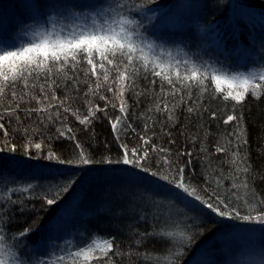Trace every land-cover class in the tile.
Returning <instances> with one entry per match:
<instances>
[{"label":"trees","instance_id":"16d2710c","mask_svg":"<svg viewBox=\"0 0 264 264\" xmlns=\"http://www.w3.org/2000/svg\"><path fill=\"white\" fill-rule=\"evenodd\" d=\"M48 1L0 0V40L15 44L28 42L32 38L29 36L31 30L40 23V15L45 13L47 6L53 7L57 3L60 6L66 5L75 12L90 6L83 0ZM178 1L156 0L143 11L154 9L148 15L163 11L162 18L168 12L173 13ZM186 1L183 8L177 12V20L185 22L187 27V42H179V49L191 56L195 50L194 46H214V49H217L222 43L226 55L220 57L222 65L217 63L219 67L223 66L222 68L230 72H247L264 66V52L261 51L264 50V21L256 19L257 15L264 13V0H198L196 3ZM133 15L142 21L141 31L145 36L158 40L164 38L168 41L173 38L170 32L161 34L152 30V27L148 26V18L136 13ZM198 26L203 29L198 30ZM204 39L205 44L202 43ZM199 40L200 44L196 43ZM212 51L207 53L209 56L204 60L215 63V51ZM254 56H257L255 60ZM80 77L81 82L75 88L71 87V82H66L67 94L73 98L69 101L72 108H78L81 114H86L88 109L84 101L87 98L84 93L88 90V85L84 83L83 73H80ZM150 79L152 78L138 77L135 90L125 93L128 123L135 131H122L120 141L115 139L109 123L110 118L115 119L121 115L118 110L119 101L114 99L113 93L101 90L103 95L117 104L116 109L112 108L111 103L99 99V96L91 97L92 103L104 108L107 115L105 112H97V118L90 126L81 125L75 116L60 109L61 116H67L64 124L72 128L76 140L93 160V163L88 165L75 162L79 150L75 147V141L58 134L57 129L62 128L59 121L48 123L47 126L40 125L36 114H33L31 119H25L24 124L28 127L39 126V133L33 134L31 139L35 142L43 141V146L40 153L35 149L31 150V155L40 158L29 159L22 154L25 136L21 131H17L19 125L12 119L9 132L12 142L17 145V152L0 153V192L29 184L32 188L27 193L13 194V199L24 198L29 210L22 212L19 205L12 206L4 202L5 208L0 209V222H3V212L7 210L8 215L12 217L11 222L7 224L6 233L10 238L29 226L35 229L19 241L9 239V243L16 245V250L25 264H41L42 261L49 264L56 256L66 255L68 250L83 246L94 236L114 238V249L118 248L120 253H125L114 257L116 264H149L135 253L151 252L160 255L168 248L174 249L175 244L171 240H161L154 236L144 239L141 244L136 242L141 240V233L154 230L159 232L165 221L179 222L192 235L190 243H183V254L177 259L178 264H193L205 246L214 244L217 247L215 240L233 225H251L218 217L192 198L177 196L178 190L171 188L166 182L130 166L101 162L105 158L113 161L119 159L123 151L120 148L121 142L131 149L142 143L140 136H146L150 138L151 144L168 150L163 153L150 152V159L146 163L153 170L161 171L158 166L163 165V158H167L172 167H184L185 178L193 186L208 189L209 192L216 189L222 194L231 187L233 181L224 178L221 186L217 188L216 179L222 174L227 177L232 171V166L228 162L230 152L217 153L216 148L227 144L231 139L228 134L233 132L236 122L225 124L224 119L227 114L232 113L234 102L212 99L206 94L202 98V104L207 111L202 108L190 114L186 110L190 101L185 104L177 103L174 122L169 121L166 113L148 111L155 107L159 92V83L151 85ZM55 91L61 99L66 95L63 85ZM135 92L144 94L137 96ZM196 95L198 93L194 91V98ZM168 99L172 101L171 97ZM26 106L36 105L31 102ZM51 111L55 112L56 109ZM212 112L216 113V119L211 118ZM235 114L243 117L248 141L240 151L247 152L252 167L253 176L249 177V182L260 197L264 198V179L261 178L264 177V97L256 100L249 95L241 105H236ZM19 115L24 117L23 112ZM146 123L149 125L147 129ZM2 139L0 134V140ZM202 148L206 151H201ZM49 150L60 159L72 160L74 163L59 164L55 160L44 159ZM70 180L75 182L67 192L61 193L55 205H45L41 208L42 200L34 197L43 196L50 189L55 190L56 186H63ZM77 196L81 197V201L76 204ZM66 206H76L78 212L72 220L66 221L59 234L53 236L49 233L50 225L56 218H61ZM12 208L16 210L11 211ZM240 211L244 214L246 209L241 207ZM176 243H179V238ZM54 247L56 250H51ZM92 264H103V261H93Z\"/></svg>","mask_w":264,"mask_h":264},{"label":"snow or ice","instance_id":"6c2138e0","mask_svg":"<svg viewBox=\"0 0 264 264\" xmlns=\"http://www.w3.org/2000/svg\"><path fill=\"white\" fill-rule=\"evenodd\" d=\"M156 0H103L102 3L86 6L83 11H70L69 16L74 17L72 23L57 26L56 18L67 20L62 11L56 12V17L49 16L48 26H37L32 29V38L26 43L15 44L6 40H0V153L5 151L17 152V145L12 142L9 127L14 118L25 136L22 154L29 159H38L39 156L31 155V150L37 153L42 151L43 141L35 142L31 139L33 134L40 131L39 126L28 127L25 119H31L33 114L39 118V124L47 126L48 123L59 121L62 128L57 132L60 136L75 141V147L79 150L76 163L88 165L93 160L87 154L83 146L76 140L72 128L67 127L64 121L67 116H61L60 109L64 113L75 116L81 125L90 126L96 119L97 112H105L104 108L92 103L91 97L99 96V99L111 103L113 109L117 104L102 94L113 93L115 100L119 101L118 110L120 116L109 119L115 139L120 141L122 131L132 129L128 123V105L124 99L125 93L134 91L137 87L136 80L143 76L151 85L159 83V92L155 100V107L149 112H163L167 119L174 122V111L177 103L185 104L188 113L198 112L203 108L202 98L207 94L212 99H222L224 102H234L232 113L227 114L224 123L235 121L233 132L229 133L231 139L225 145L216 148L217 153L230 152L229 164L232 171L227 177L223 174L216 179L217 188L221 186L224 178L231 179V187L220 193L216 189L211 192L208 189H200L187 182L184 175V167H172L171 161L163 158L162 170L150 168L146 161L150 159V152H167L165 148H158L151 144L150 138L140 136L142 143L129 148L121 142L123 150L119 159L113 161L105 158L102 163L123 164L146 173L152 178L166 182L177 191L176 195L183 198H192L199 202L210 212L218 217L230 220H239L245 223L264 225V198L255 191L249 182L253 176L248 154L241 148L248 143L243 117L235 114L236 105H241L250 95L256 100L264 97V66H259L247 72H230L222 67H217L214 62L194 60L186 54L181 55L182 49L174 55L173 52L146 38L141 31L143 23L133 13L152 19L148 15L154 9L147 5ZM63 7L68 11V6L54 5V9ZM80 73H83L84 83L88 90L84 93L87 113L81 114L78 108L73 109L69 101L73 98L67 94L68 84L75 88L81 82ZM95 78L91 80L90 78ZM66 88L64 98L56 95V89L61 86ZM115 86V87H114ZM194 91L198 95L194 98ZM137 96L143 92H135ZM169 97L172 101H169ZM35 102L34 107L26 105ZM199 106V107H197ZM56 109L55 112L51 111ZM207 111L206 108H203ZM23 112L22 118L19 113ZM216 119V113L210 114ZM151 119V117H149ZM149 125L145 124V129ZM234 149V150H233ZM201 151H206L204 148ZM191 155V153H183ZM47 160H55L59 164H72V160L60 159L54 152L48 151L43 157ZM264 179V177H261ZM70 180L63 186L50 189L43 196L34 197L42 200L41 208L45 205H55L62 192H67L74 183ZM32 185L20 188H7L0 192V209L5 208V203L12 206L19 205L20 211H27L24 198L13 199L15 193H27ZM203 193V194H202ZM246 209L244 214L240 208ZM12 208L11 211H15ZM12 217L8 211L3 212V222H0V264H25L21 255L16 250V245L9 243V239L19 241L27 237L35 229L31 226L13 234L10 238L7 233V224ZM39 217L37 218V220ZM36 223V221H34ZM141 244L148 237H159L161 240H171L175 248H168L160 255L151 252L135 253L149 264H178V257L183 254L184 242L190 243L192 235L179 223H168L161 227L160 231L141 233ZM177 238L179 243L177 244ZM118 248L114 249V238L94 236L89 242L74 250H68L66 255H58L49 264H92L93 261H103V264H116L114 257L124 255ZM132 253H127L131 255ZM264 255V253H262ZM46 264V262H41ZM264 264V259L259 261Z\"/></svg>","mask_w":264,"mask_h":264},{"label":"rangeland","instance_id":"374dc122","mask_svg":"<svg viewBox=\"0 0 264 264\" xmlns=\"http://www.w3.org/2000/svg\"><path fill=\"white\" fill-rule=\"evenodd\" d=\"M53 1V0H52ZM69 1V0H64ZM87 4H96L100 3L103 0H83ZM191 3H196L198 0H188ZM48 2H51L49 0ZM187 3L186 0H179L174 8L173 13H167L165 17H162L163 11L159 13H151L149 16L152 17L151 20H147V22L150 23L151 29L154 31H157L161 34H167L171 33L173 36L172 39L169 41L162 38L160 40L155 38H148L149 40L153 41L154 43L160 45H164V47L170 49L173 54L175 55L176 52L179 49V42H187V27L185 26V22L178 21L177 20V12L181 10L183 5ZM57 5V3H55ZM62 11L64 16L68 17L67 20L62 18H56L57 26H64L65 24L72 23L74 21V17L69 16V12L71 11L68 9V11H65L64 8L54 9L53 7H46L45 13L41 14L40 19L38 23L40 26H48V17H56V12ZM147 19V17H146ZM257 20L264 21V13L261 14V16L257 15ZM46 21V22H44ZM197 27V26H193ZM198 30H202L203 28L198 26ZM197 30V28H196ZM192 33V32H191ZM196 36L195 34H193ZM30 37H32V31L30 32ZM197 37V36H196ZM175 42V43H174ZM200 40L196 43L200 44ZM203 44L206 43V40L204 39ZM206 46V45H205ZM211 48L215 51L214 54V61L217 67V65L221 64L222 62L220 60V57L226 55L224 52V46L223 44H219L217 49H214V46H211ZM209 47H202L194 46L193 54L189 56L188 53H184L182 51L181 55L186 54L187 56L191 57L194 60H204L207 56H209L207 53H212V49ZM262 53L264 50H261ZM260 51V52H261ZM228 55V54H227ZM227 57V56H225ZM255 57V58H254ZM253 59L255 60L257 56H254ZM264 57V54H262V59ZM224 65V64H223ZM223 67V66H222ZM123 177V176H122ZM125 178V177H123ZM122 179V178H121ZM81 201V197L77 196L76 198V204ZM67 207V208H66ZM66 210H63V215L61 218H56L54 222L50 225L49 233L53 236L59 234L63 227L66 225V221L72 220V218L77 214V207L72 206L68 207L66 206ZM68 227V226H67ZM72 241V240H71ZM215 243L217 247L214 246V244H210L205 246V249L199 252L198 256L196 257V260L193 264H259V261L261 259H264V225H246L244 223H239L237 226L233 225L230 230H227L224 232L223 235L218 237L215 240ZM51 250L55 251L56 248H52ZM55 260V259H54Z\"/></svg>","mask_w":264,"mask_h":264}]
</instances>
